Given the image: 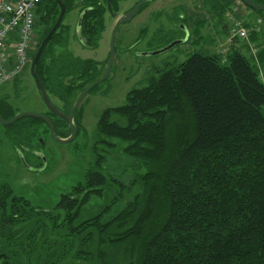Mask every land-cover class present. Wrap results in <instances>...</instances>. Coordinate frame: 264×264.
I'll return each mask as SVG.
<instances>
[{
	"label": "trees",
	"instance_id": "16d2710c",
	"mask_svg": "<svg viewBox=\"0 0 264 264\" xmlns=\"http://www.w3.org/2000/svg\"><path fill=\"white\" fill-rule=\"evenodd\" d=\"M60 1L66 12L76 3L90 8L76 34L83 48L97 50L105 5ZM58 14L55 0L38 5L34 28L42 34L30 60ZM68 31L61 23L35 68L66 115L101 75L97 61L66 50ZM256 45L248 58L235 47L225 57L192 54L103 110L93 161L53 208L32 207L0 180V264H264V82L256 68L264 72V40ZM7 107L5 119L17 115ZM48 119L56 137L70 135L65 120ZM15 125L49 134L40 119ZM117 150L145 166L127 184L102 172Z\"/></svg>",
	"mask_w": 264,
	"mask_h": 264
},
{
	"label": "rangeland",
	"instance_id": "374dc122",
	"mask_svg": "<svg viewBox=\"0 0 264 264\" xmlns=\"http://www.w3.org/2000/svg\"><path fill=\"white\" fill-rule=\"evenodd\" d=\"M140 1L119 0L118 14L122 16L123 12ZM181 13L189 16L187 23L191 31L190 39L163 53L151 55L174 42L175 35L171 24L178 20ZM77 19L78 11L72 9L65 14L62 22L69 27L66 50L77 59L104 64L109 57V42L115 26L112 15L108 13L104 17L105 31L95 51L83 48L77 39ZM236 20L241 21L249 30L260 20V25L257 26L260 27L256 36L257 43L260 44L264 40V13L252 11L239 0H149L130 22L118 27L114 40V61L108 79L102 83V87L89 92L82 100L72 119L73 125L79 130L72 142L57 143L45 132L43 126L18 131L17 126L21 125H15V168L11 163L13 169L9 168L11 171L6 172V180L14 195L29 201L32 207L41 210L53 208L61 195L67 194L82 180L87 165L93 161L90 147L96 139V122L101 112L124 104L126 95L131 90L144 86L147 79L156 72L165 68H176L196 53H215L225 57L229 49L235 47L247 58L250 57L249 46L253 42L250 38L251 32L246 41H230L229 30ZM39 29L37 25L34 46L42 34ZM137 40L139 43L135 44ZM256 50L259 51L257 46ZM123 52L128 54L127 61L122 59ZM136 53L139 57H135ZM28 66L29 64L17 82L11 81L0 86V95L7 98L17 114H43L46 108L32 86ZM256 68L260 80L264 82L262 67L259 65ZM107 86H110L111 90H105ZM47 97L56 109L64 111L59 100L49 94ZM261 112L264 115V106ZM11 131L10 126L0 125L1 137ZM31 149L38 150L42 157L38 166L40 169L36 172L28 171L17 162L20 158L31 164L28 152ZM6 152L4 147H0V164L4 166L10 163H7L6 159L11 160L12 157ZM144 171V165L130 162L119 150L112 151V154L106 157L102 170L106 176L109 175L125 184L130 182L136 172Z\"/></svg>",
	"mask_w": 264,
	"mask_h": 264
},
{
	"label": "built area",
	"instance_id": "2783aa9c",
	"mask_svg": "<svg viewBox=\"0 0 264 264\" xmlns=\"http://www.w3.org/2000/svg\"><path fill=\"white\" fill-rule=\"evenodd\" d=\"M41 1L0 0V86L13 81L29 63L36 35L37 7ZM257 26L249 30L241 21H234L229 30L230 41H246L249 32H259ZM249 49L253 56L258 52L254 44Z\"/></svg>",
	"mask_w": 264,
	"mask_h": 264
},
{
	"label": "water",
	"instance_id": "95a60500",
	"mask_svg": "<svg viewBox=\"0 0 264 264\" xmlns=\"http://www.w3.org/2000/svg\"><path fill=\"white\" fill-rule=\"evenodd\" d=\"M58 7H59V14L58 17L56 19L55 24L53 25V27L50 29V31L47 33V35L44 37V39L42 40V42L40 43L38 49L36 50V53L32 59L31 65H30V74L32 76V78L35 81V85L37 87L38 92L41 95V99L42 102L44 103L45 107L47 108V110L54 114L55 116L63 119L66 121L69 129H70V135L67 139H61L58 138L54 135V128L53 125L51 123V121L44 115L42 114H35V113H20L15 115V117H13L11 120L8 121H3L0 118V123L4 126L13 124L14 122H17L18 120L22 119V118H36V119H40L41 121H43L45 123V125L47 126L48 130H49V135L52 139H54V141H56L57 143L60 144H67L72 142L75 139V136L77 134V129L76 127L73 125L72 123V119L74 117L75 112L77 111V109L79 108V106L81 105L82 100L84 99V97L97 85L103 83L110 72V69L112 67L113 61H114V55H115V51H114V40H115V35L117 32L118 27L121 24H125L130 22L133 17H135V15L137 13H139L140 9L149 1V0H141L137 5H135L128 13L119 16L117 18V21L115 23L114 29H113V33L111 35L110 38V42H109V58H108V62L107 65L102 73V76L100 77L99 80H97L96 82L92 83L90 86H88L86 89H84L82 92H80L78 94V96L76 97V100L71 108V110L69 111V113L63 114L60 111H58L49 101L46 92L44 91L42 85L40 84L34 69L37 66L40 56L42 54V51L44 49V47L46 46V44L51 40L52 36L54 35V33L56 32V30L58 29V27L60 26V24L62 23L63 17L65 15V6L63 5V3L60 0H55ZM245 6H247L248 8H250L251 10L257 12V13H264V5H258L250 0H240ZM107 9L109 11V13L111 15H113L112 17H116V14H113L112 11V7H111V3L110 0H107ZM82 16V15H81ZM81 16L78 19V23H77V28L76 31H78L79 29V25H80V21H81ZM183 43V41H175L172 42L170 45H168L166 48L162 49L161 51L152 53L151 55H157L160 53H163L175 46L181 45Z\"/></svg>",
	"mask_w": 264,
	"mask_h": 264
},
{
	"label": "flooded vegetation",
	"instance_id": "af4514ba",
	"mask_svg": "<svg viewBox=\"0 0 264 264\" xmlns=\"http://www.w3.org/2000/svg\"><path fill=\"white\" fill-rule=\"evenodd\" d=\"M240 1V0H239ZM250 1H252V2H254V3H256V4H258V5H264V0H250ZM117 2H119V0H110V3H111V7H112V9L113 8H115L116 9V11H115V9H113L112 11H113V14H116V17L114 18V17H112L113 18V20H114V23H116V21H117V18L120 16L118 13V6H117ZM100 3H102L103 5H105V8H106V12H105V15H104V17L109 13V11H108V9H107V0H100ZM137 5V4H136ZM134 7V6H133ZM132 7V8H133ZM132 8H130V9H128L127 11H125V12H123L121 15H124V14H126V13H128ZM73 10L74 9H76L77 11H78V19H79V17L82 15H84L86 12H88V10H90V8H88V7H83L82 6V4H75L74 6H73V8H72ZM71 9V10H72ZM71 10H69V11H71ZM68 11V12H69ZM68 12H66V8H65V14H67ZM189 14V13H188ZM82 16H81V18H82ZM113 16V15H112ZM64 17H65V15H64ZM64 17H63V19H64ZM78 19H77V23H78ZM177 20V19H176ZM189 16H185V15H183L182 13L179 15V17H178V20L177 21H175V22H173L172 24H171V26L173 27V33H174V35H175V38H174V42L175 41H183V43L184 42H186V41H188L189 39H190V37H191V31H190V29H189V27H188V23L187 22H189ZM77 28V27H76ZM137 43H139V40H137L136 41V43L135 44H137ZM37 50V49H36ZM44 50V49H43ZM43 52V51H42ZM36 53V52H35ZM126 55H128L126 52H123V55H122V59H124L125 58V60L124 61H127V58H126ZM135 57H139V55H138V53H136L135 54ZM109 58V57H108ZM108 60V59H107ZM105 61V63L103 64L102 62H98V64H99V67H100V69H101V75L99 76V78H97L95 81H93V83L94 82H96L97 80H99L100 79V77L102 76V73H103V71H104V69H105V67H106V65H107V62L108 61ZM31 62H32V60L30 61V63H29V66L27 67V71H28V76H29V78H30V81H31V83H32V86L34 87V89H35V91L39 94V96H40V99H41V95H40V93L38 92V90H37V87H36V85H35V81H34V79L32 78V76H31V74H30V65H31ZM123 62V61H122ZM124 64V63H123ZM36 68V67H35ZM34 72H35V69H34ZM35 74H36V76H37V78H38V80H39V82H40V84L42 85V82H41V80H40V78H39V76L37 75V73L35 72ZM20 76H21V74L20 75H18L14 80H15V82H17L19 79H20ZM109 76V75H108ZM107 79H108V77H107ZM106 79V80H107ZM105 80V81H106ZM92 84V83H91ZM90 84V85H91ZM68 85V84H67ZM89 85V86H90ZM102 87V83L101 84H99V85H97V86H95L94 88H97V87ZM43 87V86H42ZM93 88V89H94ZM44 89V88H43ZM86 89V88H85ZM106 89H109V90H111V88H110V86H107V87H105V90ZM45 91V90H44ZM46 92V91H45ZM46 95H47V93H46ZM41 101H42V99H41ZM6 103V105L4 106L6 109L8 108L7 107V104H10L8 101H7V98L6 97H2V95H0V118H1V120H3V121H8V120H11L13 117H15V115L12 117V118H7V119H5V117H7V110H5V108L3 107V104H5ZM11 105V104H10ZM12 106V105H11ZM44 107H45V105H44ZM4 108V109H3ZM46 108V107H45ZM58 110V109H57ZM58 111H60L61 112V110L59 109ZM42 115H44V116H46L47 118H48V116L50 117V115H53V116H55L54 114H52V113H50L48 110H47V108H46V110H45V113H43ZM57 117V116H56ZM0 125H2L1 123H0ZM15 122L13 123V124H10V125H7V127L8 126H10L11 127V129H12V131L9 133V134H7V135H5L4 137H1L0 136V147L1 148H3L4 147V149H6V154H9L10 153V155L12 156L11 157V160H9V159H6L7 160V163L8 162H10L9 163V165L8 166H4V165H1L0 164V179H1V181L2 180H4V179H7L6 178V176H7V174H6V172H10L11 170L9 169V168H11V169H13V167H12V165H11V163L13 164V166H14V168H15ZM4 126V125H3ZM22 130H26V127H24V129H22ZM18 131H20V129L18 130ZM69 137V136H68ZM67 137V138H68ZM67 138H65V139H67ZM28 152H30V158H29V160L31 161L30 163L32 164H29L28 162H26L25 161V159L23 160H20V158H18L17 159V162H18V164L20 165V166H22V167H25L28 171H32V172H36L38 169H40L38 166L41 164V160H42V157H41V155H39V151L38 150H34V149H31L30 151H28ZM1 171H3V173L1 172Z\"/></svg>",
	"mask_w": 264,
	"mask_h": 264
}]
</instances>
